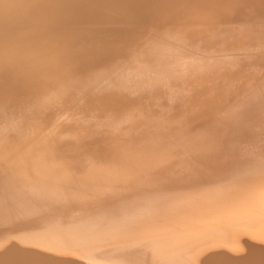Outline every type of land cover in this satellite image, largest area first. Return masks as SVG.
I'll list each match as a JSON object with an SVG mask.
<instances>
[{
    "label": "bare ground",
    "instance_id": "1",
    "mask_svg": "<svg viewBox=\"0 0 264 264\" xmlns=\"http://www.w3.org/2000/svg\"><path fill=\"white\" fill-rule=\"evenodd\" d=\"M0 264H264V0H0Z\"/></svg>",
    "mask_w": 264,
    "mask_h": 264
}]
</instances>
